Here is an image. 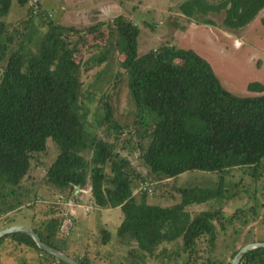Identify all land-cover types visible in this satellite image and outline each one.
Wrapping results in <instances>:
<instances>
[{
	"label": "trees",
	"instance_id": "16d2710c",
	"mask_svg": "<svg viewBox=\"0 0 264 264\" xmlns=\"http://www.w3.org/2000/svg\"><path fill=\"white\" fill-rule=\"evenodd\" d=\"M13 1L26 7L25 35L2 21ZM178 10L193 22L212 27L216 24L207 16L223 13L222 26L240 30L264 11V0H186ZM42 12L38 0H0V219L32 205L24 183L36 156L45 154L52 142L59 154L44 181L60 193L57 201L80 206L76 191L90 189L92 207L99 211L120 208L123 213L115 234L98 228L100 245L119 242L130 249L132 264H147L150 259L200 264L206 248L226 241L227 211L209 207L228 204L232 197L226 196L222 185L178 189L180 201L160 207L147 201L152 194L147 180L163 184L193 171L221 173L263 167L264 84L249 83L251 95L236 96L222 85L210 63L192 49L166 45L139 56L140 30L121 15L107 24L78 30L56 24ZM35 16L43 18L42 34H37L33 24ZM260 23L264 28V15ZM100 34L104 42L98 47L103 52L89 61L102 65L110 47L123 56L122 74L115 84L124 77L128 80L136 109L134 124L124 127L113 119L109 94L105 95L103 119L113 129L114 142L105 140L109 131L105 138L87 131L80 105L83 70L88 63L84 57L93 48L89 38ZM119 142L124 144L122 149L128 143L138 152L146 176L136 171L129 156L119 154ZM142 184L150 194L140 190ZM59 206L69 213L65 217L62 213L65 220H71L77 207ZM243 212V207L227 212L228 220ZM62 222L50 217L32 229L48 247L65 253L66 242L59 235ZM11 239L27 242L42 256L65 264L41 251L24 234L2 237L0 258L5 241ZM86 247L81 257L67 255L78 264H95ZM244 247L235 246L225 264H232ZM258 261H264V249L249 251L240 264Z\"/></svg>",
	"mask_w": 264,
	"mask_h": 264
},
{
	"label": "rangeland",
	"instance_id": "374dc122",
	"mask_svg": "<svg viewBox=\"0 0 264 264\" xmlns=\"http://www.w3.org/2000/svg\"><path fill=\"white\" fill-rule=\"evenodd\" d=\"M38 1L41 4V10L53 22L78 30H85L97 24H107L119 15L124 16L140 30L139 56L166 45L192 49L210 63L222 85L236 96L251 95L247 91L249 83L264 84V28L260 23L264 11L247 27L229 30L222 26L223 13H210L207 16L215 22L214 27L183 17L179 14L178 8L186 0ZM25 11L26 7L22 8L13 1L9 14L2 21L12 24L13 31L18 28L25 35L24 29L28 28L26 25L28 15ZM42 20L43 18L39 16L33 18V24L38 29L37 34L45 31ZM101 32L104 31L101 30ZM103 42V34L97 37L91 35L89 38V46L93 48H89L84 57L88 63L84 65L83 70V96L80 105L87 131L92 135L96 134L99 138L107 137L105 134L109 131V138L105 140L114 142L113 129H108V124L103 119L104 105L101 106V101L103 102L105 95L109 94L108 102L112 107L113 119L127 128L134 124L135 104L132 103L128 80L124 77L122 82L115 84V80L122 74L121 59L123 57L115 48L110 47L108 60L102 65L98 66L89 61L102 54L103 48L98 46ZM115 85L117 87L114 88ZM125 138L127 137L122 136V139ZM49 143L47 152L36 156L29 177L24 183V187L30 193L28 199L32 205L3 216L0 219L1 231L13 226L37 227L42 220L50 217L61 218L64 225L66 220L62 213L67 214L68 211L57 205L60 193L44 181L45 172L59 154L52 142ZM122 146H124L123 142L116 145L119 154L129 156L136 171L146 176L148 171L138 159V152L128 143L125 144L127 148L122 149ZM147 182L151 185L150 188L152 187V194L148 195L147 201L152 205L168 207L178 203L180 201L178 189L195 187L215 189L222 185L226 196L232 198L228 204L213 203L209 210L221 208L231 214L236 208H244L242 214L231 220H228L229 214L224 212L227 226L223 232L225 235L223 239L226 241L206 248L200 264H225L228 253L235 246L264 244V161L263 167L257 170L242 168L221 173L193 171L163 184L154 182L152 179H148ZM80 203L84 201L81 200ZM86 203L88 204L89 200ZM56 210L61 212L58 213ZM98 211L97 209L92 211L89 215L90 220L86 219L85 223L83 220H78L74 225V219L70 217L72 222L69 220L68 226L69 224L72 226V229L70 228L72 231H69V236L61 233L60 228L59 235L68 244L67 253L70 256L81 257L85 254L87 245V254L91 256L95 264H132L130 249L119 242L113 240L107 246L99 244L98 228L103 227L115 234L124 218L121 209L101 210L100 213ZM33 258V256L25 257L27 261L24 264H40ZM23 261L24 259L15 264H22ZM147 264H181V261L168 262L164 259L151 261L150 259ZM256 264H264V261H258Z\"/></svg>",
	"mask_w": 264,
	"mask_h": 264
},
{
	"label": "crops",
	"instance_id": "0c3cea01",
	"mask_svg": "<svg viewBox=\"0 0 264 264\" xmlns=\"http://www.w3.org/2000/svg\"><path fill=\"white\" fill-rule=\"evenodd\" d=\"M76 195H79V201L82 200L84 201V203H81L80 206L78 208H75L73 211L71 217L74 219V225L78 220H83L84 223L86 219L90 220L89 215L92 211L95 210V208L90 205V202L89 204L86 203L90 199V189L85 192H79V190H77ZM84 207H89V211H86ZM98 212L100 213L101 211ZM27 228L32 229V227H27ZM64 251L66 254H68L67 243H65ZM38 253L39 252L37 251V249L27 242H18V240L16 239L6 240L0 258V264H15L18 263V261L20 260L22 261L23 259L24 261L22 264H24V262L27 261L25 257H31V256H33L34 257L33 259L37 260L40 264H58L57 262L49 258H46L42 256V254H38ZM33 259L31 260L33 261Z\"/></svg>",
	"mask_w": 264,
	"mask_h": 264
},
{
	"label": "water",
	"instance_id": "95a60500",
	"mask_svg": "<svg viewBox=\"0 0 264 264\" xmlns=\"http://www.w3.org/2000/svg\"><path fill=\"white\" fill-rule=\"evenodd\" d=\"M11 234H24L29 236L37 245V247L43 251L46 252L55 258H57L59 261L64 262L65 264H78L73 258L69 257L67 254L59 252L57 250H54L50 247H48L46 244H44L40 237L35 233L33 229L22 227V226H13L10 228H6L2 231H0V239L4 236L11 235ZM256 249H264L263 243H256V244H249L246 247L242 248L237 255L234 257L232 264H240L242 261L244 255L248 253L249 251L256 250Z\"/></svg>",
	"mask_w": 264,
	"mask_h": 264
},
{
	"label": "built area",
	"instance_id": "2783aa9c",
	"mask_svg": "<svg viewBox=\"0 0 264 264\" xmlns=\"http://www.w3.org/2000/svg\"><path fill=\"white\" fill-rule=\"evenodd\" d=\"M35 13H36V11H35ZM140 190L141 191H147L149 194L151 193V190L150 189H147V185L146 184H142L141 186H140ZM58 203V205H65V206H67L68 208H74V207H79L78 205L76 206L72 201H69V202H62V201H58L57 202ZM64 203V204H63ZM75 209V208H74ZM84 209L86 210V211H89V207H84ZM68 214V213H67ZM67 214L64 212L63 213V216L65 217V216H67ZM68 223H70L69 222V220H67L66 219V221L64 222V225H62L61 226V233H65V234H69V231L71 230L70 228V224H69V226H68Z\"/></svg>",
	"mask_w": 264,
	"mask_h": 264
}]
</instances>
